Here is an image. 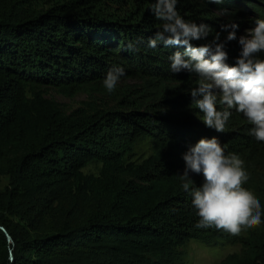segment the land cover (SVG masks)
<instances>
[{
    "label": "trees",
    "instance_id": "trees-1",
    "mask_svg": "<svg viewBox=\"0 0 264 264\" xmlns=\"http://www.w3.org/2000/svg\"><path fill=\"white\" fill-rule=\"evenodd\" d=\"M152 2L0 0V264H168L164 253L189 240L238 243L219 264H264V224L238 237L194 227L199 217L179 180L188 146L215 136L226 154L239 155L249 174L243 187L264 210V144L248 135L242 114L233 112L225 133L197 117L189 93L196 75L170 71L168 57L184 49L147 48L161 23ZM177 8L207 23L209 40L229 19L239 28L264 19V0H179ZM140 38V50L130 51ZM226 50L234 65L238 42ZM114 66L125 76L109 94L102 82ZM49 91L90 100L67 113ZM143 138L154 151L128 160ZM93 160L98 174H84Z\"/></svg>",
    "mask_w": 264,
    "mask_h": 264
},
{
    "label": "clouds",
    "instance_id": "clouds-1",
    "mask_svg": "<svg viewBox=\"0 0 264 264\" xmlns=\"http://www.w3.org/2000/svg\"><path fill=\"white\" fill-rule=\"evenodd\" d=\"M208 3L221 5L224 0ZM178 4L179 0H153L150 4L151 15L161 23L148 38L147 48L156 50L163 45L184 49L168 57L170 71L196 75L197 86L189 91L190 107L202 114L197 117L207 128L225 133L233 112L239 113L252 125L248 135L257 144H264V59L259 58L264 55V19H256L239 36V24L229 19L209 40L210 26L186 20L178 11ZM232 14L226 8L217 9L221 18ZM222 33L226 34L223 39ZM232 41L238 42L240 52L230 66L226 45ZM141 44L142 38L130 41L127 47L135 52ZM124 76V67L114 66L105 75L103 87L113 93ZM182 159L185 167L179 175L180 187L191 197L199 217L196 229H215L238 237L264 224L260 200L243 187L249 180L244 161L237 154H226L217 137L201 138L189 145ZM191 174L203 176L199 187L194 186Z\"/></svg>",
    "mask_w": 264,
    "mask_h": 264
},
{
    "label": "rangeland",
    "instance_id": "rangeland-1",
    "mask_svg": "<svg viewBox=\"0 0 264 264\" xmlns=\"http://www.w3.org/2000/svg\"><path fill=\"white\" fill-rule=\"evenodd\" d=\"M248 8V6H247ZM247 18H253L254 15H249ZM228 19L231 17H223ZM252 26H241L237 35H243L246 29ZM48 95L56 100L62 109L67 113L81 108L84 102L89 101V96L84 93H79L71 98L64 97L53 91H49ZM97 106H103L104 101L96 100ZM155 148V144L150 138H143L135 143L132 151L126 156L130 161H141L147 158ZM101 164L97 161H90L83 169L84 174L97 175ZM240 245L234 244H222L217 246H208L196 240H189L182 246L173 248L164 253V259L168 264H219L220 261L228 254L238 252Z\"/></svg>",
    "mask_w": 264,
    "mask_h": 264
},
{
    "label": "water",
    "instance_id": "water-1",
    "mask_svg": "<svg viewBox=\"0 0 264 264\" xmlns=\"http://www.w3.org/2000/svg\"><path fill=\"white\" fill-rule=\"evenodd\" d=\"M2 230L5 231V229H3V228H2ZM6 235H7L8 241L11 242L10 236L8 234H6Z\"/></svg>",
    "mask_w": 264,
    "mask_h": 264
}]
</instances>
